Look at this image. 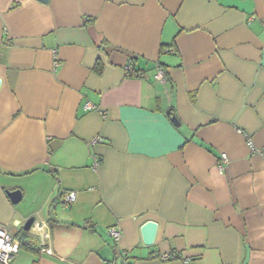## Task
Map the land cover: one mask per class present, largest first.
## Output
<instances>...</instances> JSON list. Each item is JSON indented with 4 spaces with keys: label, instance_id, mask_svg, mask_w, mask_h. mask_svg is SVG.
Masks as SVG:
<instances>
[{
    "label": "crops",
    "instance_id": "obj_1",
    "mask_svg": "<svg viewBox=\"0 0 264 264\" xmlns=\"http://www.w3.org/2000/svg\"><path fill=\"white\" fill-rule=\"evenodd\" d=\"M0 79L11 264H264V0H0Z\"/></svg>",
    "mask_w": 264,
    "mask_h": 264
},
{
    "label": "built area",
    "instance_id": "obj_2",
    "mask_svg": "<svg viewBox=\"0 0 264 264\" xmlns=\"http://www.w3.org/2000/svg\"><path fill=\"white\" fill-rule=\"evenodd\" d=\"M166 52H172V49H166ZM126 70V75L128 77H134V78H145L146 75L144 73L135 71L131 66H127L125 68ZM155 80L158 81L159 83L165 84L166 83V77H165V71L162 68H159L157 70V73L155 75ZM87 110L92 109L93 107L88 104L85 107ZM98 141V140H96ZM251 144V143H250ZM251 149L252 151L255 152L253 145L251 144ZM227 157L226 155L222 156V161L226 162ZM99 163L96 162V164L94 165V168L96 169L98 167ZM77 199V195L75 192H67L64 195V204L67 208H69L71 205H73L76 202ZM34 228H36V230L38 231H42L44 228V224H36L34 225ZM0 232L4 233L3 236H0V239L5 240V243L3 245H0V264H11L13 262V260L16 258L17 254L19 253V244L18 242L15 240V238L13 236H11L7 230L0 228ZM109 236L112 238V240L115 243H119L121 238H122V234L121 231L117 228V227H112L111 229H109L108 231ZM125 253L122 254L123 257V262L122 264H129L128 260L125 258ZM163 261H170V260H174L177 258V256L175 254H166V255H162L160 257Z\"/></svg>",
    "mask_w": 264,
    "mask_h": 264
},
{
    "label": "water",
    "instance_id": "obj_3",
    "mask_svg": "<svg viewBox=\"0 0 264 264\" xmlns=\"http://www.w3.org/2000/svg\"><path fill=\"white\" fill-rule=\"evenodd\" d=\"M40 1L46 3L48 0H40ZM1 85H2V81L0 79V88H1ZM171 119L175 125L179 126V122L176 116H173ZM10 197L14 204H18L22 200V193L21 191H15V192L10 193ZM34 222H35L34 218L29 219L24 225V230L30 231L31 228L33 227ZM157 231H158V225L155 222L150 221L143 225L141 229V233H142V239H143L144 245L146 246L154 245L156 236H157Z\"/></svg>",
    "mask_w": 264,
    "mask_h": 264
},
{
    "label": "trees",
    "instance_id": "obj_4",
    "mask_svg": "<svg viewBox=\"0 0 264 264\" xmlns=\"http://www.w3.org/2000/svg\"><path fill=\"white\" fill-rule=\"evenodd\" d=\"M19 249H24V250H28V251H31V252L36 253V248L33 246V244L32 243H29V242H26L23 238H21L19 240ZM124 256H125V258L127 260H129L128 259V254H125Z\"/></svg>",
    "mask_w": 264,
    "mask_h": 264
},
{
    "label": "snow or ice",
    "instance_id": "obj_5",
    "mask_svg": "<svg viewBox=\"0 0 264 264\" xmlns=\"http://www.w3.org/2000/svg\"><path fill=\"white\" fill-rule=\"evenodd\" d=\"M3 235H4V233L0 232V236H3ZM4 243H5V240L0 239V245H3Z\"/></svg>",
    "mask_w": 264,
    "mask_h": 264
}]
</instances>
